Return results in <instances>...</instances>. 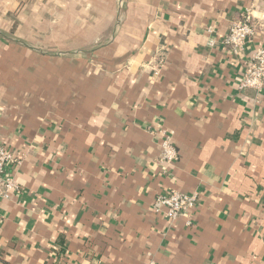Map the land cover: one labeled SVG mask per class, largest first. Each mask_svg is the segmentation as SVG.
Returning <instances> with one entry per match:
<instances>
[{
    "label": "crops",
    "instance_id": "1",
    "mask_svg": "<svg viewBox=\"0 0 264 264\" xmlns=\"http://www.w3.org/2000/svg\"><path fill=\"white\" fill-rule=\"evenodd\" d=\"M259 46L264 0H0V143L22 188L0 201V264H264V89L237 88ZM171 190L197 195L191 225L152 211Z\"/></svg>",
    "mask_w": 264,
    "mask_h": 264
},
{
    "label": "built area",
    "instance_id": "2",
    "mask_svg": "<svg viewBox=\"0 0 264 264\" xmlns=\"http://www.w3.org/2000/svg\"><path fill=\"white\" fill-rule=\"evenodd\" d=\"M257 24L252 13L244 11L239 19L230 24L227 35L221 41L231 54H243L246 45L251 42L256 34ZM214 45V41H210ZM238 90H252L259 94L264 89V46H259L247 59L242 76L237 85ZM178 161V151L173 143L172 135H165L160 141V155L158 162L165 168ZM20 160L0 143V201L11 200L22 194L21 186L13 175H7V165L17 167ZM197 195H187L175 190L156 196L152 204V211L162 215L169 221L179 218L187 220L191 225V213L197 204Z\"/></svg>",
    "mask_w": 264,
    "mask_h": 264
}]
</instances>
